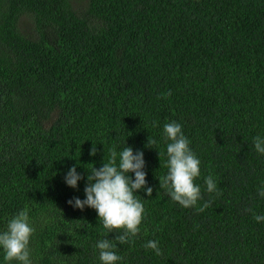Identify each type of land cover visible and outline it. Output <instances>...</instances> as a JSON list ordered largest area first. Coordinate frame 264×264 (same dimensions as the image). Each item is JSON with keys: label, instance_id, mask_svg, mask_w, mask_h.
I'll list each match as a JSON object with an SVG mask.
<instances>
[{"label": "trees", "instance_id": "1", "mask_svg": "<svg viewBox=\"0 0 264 264\" xmlns=\"http://www.w3.org/2000/svg\"><path fill=\"white\" fill-rule=\"evenodd\" d=\"M172 120L201 161L194 207L160 188ZM258 134L264 0H0V229L29 211L33 264H101L96 241L119 233L67 201L84 198L89 170L124 141L144 152L153 191L137 190L144 218L118 244L120 264H264ZM74 164L76 189L64 182ZM209 174L219 195L205 191Z\"/></svg>", "mask_w": 264, "mask_h": 264}, {"label": "clouds", "instance_id": "2", "mask_svg": "<svg viewBox=\"0 0 264 264\" xmlns=\"http://www.w3.org/2000/svg\"><path fill=\"white\" fill-rule=\"evenodd\" d=\"M163 138L166 150L158 154L166 157L164 166L167 171L158 177L160 188L165 189L170 198L180 206L194 207L202 198L201 185L195 183L196 178L201 176L200 158L191 149V142L184 134L181 123L175 120L165 123ZM147 144L156 145L158 141L155 138L148 139ZM124 145L119 151L113 147L101 167L92 166L86 176L83 199L77 196L67 201L80 210L85 207L94 209L107 234L119 233L114 239L103 238L96 241L94 249L99 252L101 264H120L123 260L117 251L118 244L133 243V238L141 231L144 218V202L137 190H143L147 196H151L153 191L146 179L144 152L126 146L125 141ZM253 145L258 154L264 155V135H256ZM89 154H96L95 145ZM82 179L85 177L77 171L75 164L64 174L65 184L73 189L78 187V182ZM204 185L207 193L220 194L214 175L204 177ZM257 195L264 198V182L258 186ZM208 206L209 202H205L199 210L203 211ZM254 219L262 222L264 214H254ZM35 231L28 210L21 209L10 217L5 227L0 229V251L3 253L0 264H33L30 243ZM144 247L153 250L156 255L161 254L158 240H148Z\"/></svg>", "mask_w": 264, "mask_h": 264}]
</instances>
